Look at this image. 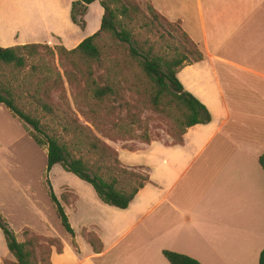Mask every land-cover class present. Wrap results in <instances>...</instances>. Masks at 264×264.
<instances>
[{"label":"crops","instance_id":"1","mask_svg":"<svg viewBox=\"0 0 264 264\" xmlns=\"http://www.w3.org/2000/svg\"><path fill=\"white\" fill-rule=\"evenodd\" d=\"M74 1L0 0V10L44 2L59 9L50 17L60 19L33 37L17 28L8 38L0 34V47L73 49L98 30L102 15L98 0L88 4L80 29L69 20ZM142 1L177 24L200 53L175 78L209 121L186 129L181 144L113 148L121 166L148 177L125 209L102 204L80 182L77 194L67 187L68 206L77 205L74 224L66 214L73 237L58 238L61 251L50 250L49 264H168L162 251L198 264H254L264 248V173L257 163L264 153V0ZM39 222L46 232L45 220ZM82 231L97 237L98 253Z\"/></svg>","mask_w":264,"mask_h":264},{"label":"trees","instance_id":"2","mask_svg":"<svg viewBox=\"0 0 264 264\" xmlns=\"http://www.w3.org/2000/svg\"><path fill=\"white\" fill-rule=\"evenodd\" d=\"M93 1L96 0L72 2L69 9L70 22L82 29L86 6ZM98 3L102 9L98 30L81 40L73 49L66 50L61 46L54 49L67 83L77 90V98L81 96L76 105L77 112L88 117L86 118L90 125L102 138L123 140L124 136L130 135L129 129L123 130V121L127 120L128 125L141 128L138 111H134L135 107L140 105L141 109L146 108L162 117H169L172 121L170 133L174 138L172 144H181V137L186 129L209 121V114L204 106L183 91L175 78L176 72L182 66L201 59L196 46L176 25L191 50L184 49L183 53L173 51L172 54H155L153 46L147 43L146 39H141L134 32V28L129 26L138 19V13L141 15L133 0H100ZM112 4L115 6L111 7ZM146 10L151 17L147 23L157 19L164 21L148 4ZM101 35L107 38V45H99L98 38ZM41 47L44 46L25 44L0 47V71L10 70L13 75L18 74L26 66V59L37 55V64L30 66V71L41 72L38 67H48L54 70L55 77L35 78L38 81L36 80L30 89L29 97L41 112L51 115L53 107L45 101L46 93L49 89L62 90L61 80L54 66L50 65L54 52L46 48L48 59L44 60L37 52ZM92 65L95 68H92ZM21 95L16 93L14 88L0 83V105L11 117L29 128L28 136L35 145L45 149L43 183L63 231L70 238L73 237L67 217L47 178L50 168L54 165L88 184L102 204L125 209L138 189L148 182L147 175L121 166L116 152L92 135L88 128L78 123L77 157L72 156L57 136L45 134L38 120L19 107ZM126 96L130 97L129 101L125 100ZM120 113L123 115L119 116ZM111 131H116L117 136H111ZM140 139L143 144L151 142L145 134L140 135ZM79 146L95 156L96 162L90 164L84 160L80 155ZM257 163L264 173V153L258 156ZM0 232L13 264H49L52 240H47L44 246L38 244L32 235L17 241L1 216ZM81 235L94 253L100 251L101 245L93 233L82 231ZM56 244L59 247L55 252L60 253L61 244ZM161 254L168 264H198L195 260L174 252L162 251ZM257 264H264V248L259 252Z\"/></svg>","mask_w":264,"mask_h":264},{"label":"rangeland","instance_id":"3","mask_svg":"<svg viewBox=\"0 0 264 264\" xmlns=\"http://www.w3.org/2000/svg\"><path fill=\"white\" fill-rule=\"evenodd\" d=\"M133 2L141 15L138 13V19L133 21L129 26L134 28V32L141 39H146L147 43L153 46L155 54H172L173 51L183 53L184 49L191 50L189 44L185 43L180 35L179 29L176 27L177 24L160 19L150 24L147 23L148 20H151L146 10L147 2L142 0H133ZM114 6V4L111 5V7ZM54 11L55 13H53ZM52 14L59 16V9L55 6L48 7L44 2L28 3V5H24L23 7L12 8L10 10L9 8H4L0 10V34L8 38V32L11 29L17 28L23 37H33L35 34L42 33L47 28L55 29L58 27L60 19L59 17L55 19L51 18L50 15L52 16ZM98 40L99 45L108 44L107 38L103 35ZM42 46L44 47L39 48L37 52L43 56L44 60L48 59L46 48L54 52L52 64L50 65L54 66L61 80L60 86L62 90L49 89L46 93L45 101L53 107L51 115L41 112L38 105H35L33 99L29 97L30 89L33 88L36 80L38 81L35 78L48 76L51 79L55 77L54 70L48 67H38V70L41 72L30 71L29 67L37 64V55L36 57L27 58L26 66L18 74L13 75L10 70L0 71V83L10 86L16 90V93L22 94L19 107L25 113L30 114L38 120L45 134L57 136L59 142L64 144L72 156L77 157V123L80 126L88 128L92 135L104 142L111 149H136L141 143L140 135L144 134L150 141H160L165 144L174 141L172 133H170L172 128L170 118L162 117L146 108L141 109L140 105H137L138 108L135 107L134 111H138L141 128H137L136 125H128L127 120H125L122 122L125 126L123 130H130L129 137L124 136L123 140H107L102 138L92 128L87 120L88 117L86 116V118L77 112L76 105L80 101L81 96L77 98V90L72 87L73 85L67 83L63 75L60 64L55 57L54 49L58 46ZM92 68H95V66L92 65ZM125 100L129 101L130 97L126 96ZM82 110L85 109L82 108ZM122 115V113L119 114V116ZM28 131V127L11 117L4 107L0 105V216L17 241H22L32 235L41 246H44L47 240H52L50 250H55L59 247L56 242L61 244L58 238H66V235L54 214L43 183L45 149L35 145L28 136ZM83 133L85 134V132ZM116 134V131H111V136H117ZM78 149L82 158L88 161V163L92 164L96 162V157L87 153L83 147L79 146ZM137 173L142 174L140 172ZM47 178L53 194L65 206H68L67 201L72 198V193L67 187L77 194V182H80L91 190L88 184L62 171L57 165L47 175ZM76 206L73 204L72 208L70 205L63 210L65 211V215H69V219L73 224L75 222L73 211L75 209L77 211ZM39 220H45L48 229L46 232L43 231V225ZM13 263L12 257L6 251L0 232V264ZM254 264H257V260Z\"/></svg>","mask_w":264,"mask_h":264}]
</instances>
